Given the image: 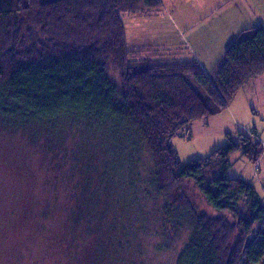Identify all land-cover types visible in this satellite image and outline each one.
<instances>
[{
	"label": "trees",
	"instance_id": "trees-1",
	"mask_svg": "<svg viewBox=\"0 0 264 264\" xmlns=\"http://www.w3.org/2000/svg\"><path fill=\"white\" fill-rule=\"evenodd\" d=\"M141 3L146 12L164 4ZM123 5L0 0V127L39 148L51 172L38 202L47 220L41 228L53 236L45 245L57 255L52 264H128L134 240L148 230L142 218L127 225L122 215L125 199L135 207L130 214L141 210L137 178L144 149L153 162L152 189L162 198L159 225L189 230L174 264L263 262L264 199L251 182L229 172L238 151L257 164L264 143L255 134H227L228 141L206 157L182 162L172 139L227 109L264 74V25L231 43L213 78L198 59L162 62L147 46L131 45ZM27 20L50 45H27ZM109 60L121 85L110 76ZM196 190L216 215L198 211Z\"/></svg>",
	"mask_w": 264,
	"mask_h": 264
},
{
	"label": "rangeland",
	"instance_id": "rangeland-1",
	"mask_svg": "<svg viewBox=\"0 0 264 264\" xmlns=\"http://www.w3.org/2000/svg\"><path fill=\"white\" fill-rule=\"evenodd\" d=\"M138 1L141 3V0ZM138 1L132 0L134 9L138 11V18L133 20L131 18L133 16H130L128 12L130 10L125 9L124 5L122 9L127 24L130 21L131 37L137 31L134 21L140 19L142 23L140 28L143 29L141 33L145 37V43L142 44L147 46L151 53L162 62L185 63V61L198 59L187 45V35L185 37L183 32L174 27L170 11L166 10L167 12H165L166 5L173 4V0H163L164 9L161 7L149 12H143L144 10L141 9L143 3L140 7ZM228 7L230 9L226 10ZM228 7L222 12L226 14L233 10L231 6ZM207 24L199 22L195 30L207 29ZM249 29L252 28L240 33L235 40L248 35ZM23 30L27 45L39 43L50 45L48 37L36 24L27 20ZM207 36L208 51L198 54V56L203 59L206 71L215 78L219 65L224 60V53L229 46L218 50L219 44H216L210 34ZM108 71L111 78L121 85L120 71L117 70L113 60L108 62ZM189 79L193 87L205 95V91L202 90L198 82L193 77H189ZM242 90L240 93H243L241 94L243 95V104L236 109L241 112L237 122L230 117L226 122L220 121L216 117L211 118L209 131L201 132L196 129L202 122L199 119L193 127L192 133L188 126L172 139L173 147L176 148L182 162L206 157L213 150L221 147L229 139L222 131L225 127L227 133L232 137H237L244 132L257 134L264 143V78H253L251 83L246 84ZM38 149L27 143L26 137H22L21 133L14 135L0 127V264L15 262L52 264L57 260V255L45 248L47 241L51 240L53 236L41 228L42 223L47 224V220L42 218V209L38 201L46 191L45 180L48 181V172H51L47 169V164L43 161ZM144 150L140 157L141 161L138 163L137 178L140 183V194L137 198L142 204L141 210L139 212L136 210V214H130V210H134L135 207L132 202L125 199L123 202L127 208L125 212L122 211V215L125 217L127 225L128 222L130 224L131 220L133 221V218L137 219V225H139L140 218H142V222L144 225L147 224L148 230L137 235L126 260L128 264H174L175 253L181 249L182 244L189 237V230L186 227L181 230L163 229L159 225L162 217L157 214V209L162 198L158 194L156 195L152 189L150 180L154 174L153 162L150 159V153L146 149ZM230 162L232 167L229 172L230 177L248 180L264 199V157L256 165L238 151L232 155ZM58 163L62 166L61 169L64 168V171L67 169L65 162ZM147 188L148 190L151 188V190L146 192ZM196 193L198 211L210 216L216 215L217 212L206 202L203 195L197 190ZM60 221L62 220L58 218L56 223ZM152 224L156 226V230L152 229ZM259 264H264V261Z\"/></svg>",
	"mask_w": 264,
	"mask_h": 264
},
{
	"label": "crops",
	"instance_id": "crops-1",
	"mask_svg": "<svg viewBox=\"0 0 264 264\" xmlns=\"http://www.w3.org/2000/svg\"><path fill=\"white\" fill-rule=\"evenodd\" d=\"M173 1V4L166 5L165 12L170 11L169 13L172 20L171 22L172 24H174V27H176V29H178L180 32H183L185 37L187 35V45L189 46V49L198 57L202 67H204V62L203 59L198 56V54H204L208 51L207 34H210L216 44H219L220 48L218 47V50H221L223 48H227V46H230V43H232L236 39V37L240 35V33L244 32L248 28H253L252 26L256 27L262 24L264 25V0ZM123 4L125 9L130 10L128 12L130 13V16H133L131 17L133 20L139 17V14H137L138 11L134 9L132 0H123ZM139 5L140 7L142 6L141 3H139ZM228 6H231L233 10L231 9L232 11L225 14L224 12H222V10H224ZM162 8L164 9V4ZM228 9H230V7H228L226 10ZM123 19L125 26H127V37L129 38V43L133 46L138 47L144 45L142 43H145V37L142 36L141 33L143 29L140 28L142 24L140 22V19L136 20V22L134 21V26H136L137 31L135 32V35H133V37H131V26L129 25L130 21L127 24L124 15ZM199 22L203 23L204 25L208 23L206 25L207 29H200L196 31L195 28L197 27V25H199ZM208 28H210V30H208ZM256 77L264 78V74L255 76L253 78ZM251 81L252 79L248 83H251ZM240 92L236 94V96H234V98L232 99L231 104L228 106L229 109L227 108V110H223L221 111V113L212 115L209 118L203 120L201 119L202 122L196 129L198 131L200 130L201 132H208L210 126L209 121L212 120L211 118L215 117L219 118L218 120L220 121L224 120V122H226L229 117L230 119H234L235 121L238 120V115L241 112L236 109L238 106H242L243 104V95H241L243 93ZM196 122L189 125L191 133L193 131V127L196 125ZM226 130L227 128L225 127L222 131H224V134L227 136L228 131ZM263 157L264 155L262 156V158Z\"/></svg>",
	"mask_w": 264,
	"mask_h": 264
}]
</instances>
